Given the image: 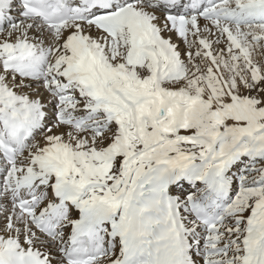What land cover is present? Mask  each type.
<instances>
[{
	"label": "snow or ice",
	"instance_id": "1",
	"mask_svg": "<svg viewBox=\"0 0 264 264\" xmlns=\"http://www.w3.org/2000/svg\"><path fill=\"white\" fill-rule=\"evenodd\" d=\"M0 264H264V0H0Z\"/></svg>",
	"mask_w": 264,
	"mask_h": 264
}]
</instances>
